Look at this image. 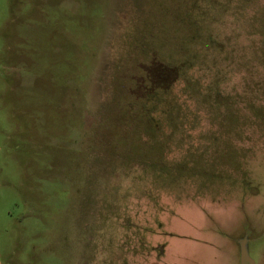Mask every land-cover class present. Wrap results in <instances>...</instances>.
<instances>
[{
  "label": "rangeland",
  "instance_id": "374dc122",
  "mask_svg": "<svg viewBox=\"0 0 264 264\" xmlns=\"http://www.w3.org/2000/svg\"><path fill=\"white\" fill-rule=\"evenodd\" d=\"M264 264V0H0V264Z\"/></svg>",
  "mask_w": 264,
  "mask_h": 264
},
{
  "label": "water",
  "instance_id": "95a60500",
  "mask_svg": "<svg viewBox=\"0 0 264 264\" xmlns=\"http://www.w3.org/2000/svg\"><path fill=\"white\" fill-rule=\"evenodd\" d=\"M241 264H251V261L246 255H243L242 260H241Z\"/></svg>",
  "mask_w": 264,
  "mask_h": 264
}]
</instances>
